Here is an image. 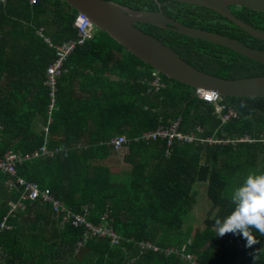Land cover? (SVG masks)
<instances>
[{"label": "trees", "instance_id": "obj_1", "mask_svg": "<svg viewBox=\"0 0 264 264\" xmlns=\"http://www.w3.org/2000/svg\"><path fill=\"white\" fill-rule=\"evenodd\" d=\"M106 1L148 11L158 10L160 3L164 14L179 23L264 50V40L204 7L166 0ZM230 9L264 30V13ZM77 14L61 0L0 2V158L9 151L29 155L43 145L59 149L52 157L25 160L17 175L48 191L66 210L84 214L82 207H90L87 220L109 227L118 238L112 242L95 234L84 239V226L64 221L65 212L57 214L49 201H23L24 185L0 173V225L11 202L22 195L25 204L6 219L9 229L0 226V264H190L174 252L164 255L165 248L190 253L199 264H253L252 253L264 247V236L254 232L259 243L245 247L242 234L216 236L215 220L233 210V187L250 172H264V98L221 97L227 109L217 112L194 87L156 72L97 28L65 59L49 121L50 89L44 81L55 49L45 39L55 45L75 39ZM136 25L198 69L225 78L264 75V63L228 47L149 23ZM153 72L164 83L157 91ZM72 81L80 84L78 91ZM228 110L236 115L224 120ZM174 121L177 132L196 139L173 140L167 150L165 138H141ZM116 136L127 140L120 150L109 144ZM110 160L125 169L114 172ZM202 190L207 212L198 219L193 209ZM141 241L159 250L141 249ZM256 264H264V254Z\"/></svg>", "mask_w": 264, "mask_h": 264}, {"label": "water", "instance_id": "obj_2", "mask_svg": "<svg viewBox=\"0 0 264 264\" xmlns=\"http://www.w3.org/2000/svg\"><path fill=\"white\" fill-rule=\"evenodd\" d=\"M78 13L88 15L95 26L137 56L156 72L180 83L194 87L197 92L215 91L221 97L264 98V75L241 78H225L198 69L178 56L169 46L145 32L136 23H149L180 34L207 40L228 47L241 55L264 63V50L249 46L229 35L188 26L164 14L162 5L158 10H135L106 0H61ZM213 10L243 29L249 35L264 40V30L254 28L230 9L231 6L246 7L264 13V0H166ZM157 2V0H156Z\"/></svg>", "mask_w": 264, "mask_h": 264}, {"label": "built area", "instance_id": "obj_3", "mask_svg": "<svg viewBox=\"0 0 264 264\" xmlns=\"http://www.w3.org/2000/svg\"><path fill=\"white\" fill-rule=\"evenodd\" d=\"M6 0H0V2H5ZM33 1V0H31ZM76 28H77V37L75 39H68L60 44H52V42L49 39H45V41L49 45H53L55 49V58L54 60L47 66L46 68V78L44 83L49 87L50 93H49V99L50 104L48 106V116L50 121V114L52 113V110L55 107V91H56V82L58 77L66 70L64 67V61L67 58V56L73 51V49L78 44H84L86 41L92 39L96 32L97 27L92 22L91 18L84 14V13H78L75 22H74ZM42 33L39 32V35ZM154 77L151 80V85L154 87V90H160L161 87L164 86V83L161 81V78L157 75V73H154ZM198 94L201 99L208 103L215 104L217 107V112H222L223 110H226L225 105H221V96L215 92V91H202L199 90ZM235 112L233 110H228L227 114L223 117L224 120H229L231 117L235 116ZM177 121L171 122V124L166 127L162 128L159 127L154 132H147L142 135L143 140H152L156 138H165L166 140V147L167 150L173 140H177L181 143H192L196 138L194 135H186V134H180L176 131L177 127ZM44 131L47 132V129L44 128ZM243 141H250L246 137L242 139ZM210 142L217 143L216 141L209 140ZM127 142L126 138L124 136H116L112 138L109 142L111 147L114 150H120L123 148V145ZM166 150V151H167ZM59 151V149L50 150L46 148L45 145L41 146L37 151L32 152L29 155H20L17 153H14L12 151L7 152L3 158H0V173L9 174L11 177H15L16 181L21 185H24V191L25 194L23 196L24 199L34 200L41 198L42 201L51 202V206L53 211L60 213L65 212V215L63 217L64 221L69 222L73 227L75 226H84L86 231L84 234V239L89 238L92 235L98 234V235H106L108 236L112 242H116L117 235L111 230L109 227H99L95 226L94 224L90 223L87 220V215H89L90 208L88 206H85L82 208V213L84 214H76L71 212L70 210L64 209L60 203L53 199L52 196L48 193V191L41 192L38 189V186L33 182H26L24 178L17 175V166L21 163H23L25 160H29L31 158H43V157H52L54 154H56ZM23 203L20 202L18 204H13L11 206L10 213L13 214L18 209H23ZM9 216V215H8ZM8 217H6L7 219ZM6 219L1 223V228L9 229L10 227L6 223ZM140 248H146V249H152L154 251L158 250L159 247L155 244H152L150 241H141L138 243ZM164 252H175L177 254L178 250H173L172 248H165ZM180 258L184 259L185 261H190V264H199L198 261L193 259L192 254L190 253H180Z\"/></svg>", "mask_w": 264, "mask_h": 264}, {"label": "clouds", "instance_id": "obj_4", "mask_svg": "<svg viewBox=\"0 0 264 264\" xmlns=\"http://www.w3.org/2000/svg\"><path fill=\"white\" fill-rule=\"evenodd\" d=\"M230 201L233 205L230 214L215 220L216 236L242 234L247 241L245 247L259 243L254 232L264 236V172L248 173L242 183L231 189ZM261 254H264V247L252 253L253 264Z\"/></svg>", "mask_w": 264, "mask_h": 264}, {"label": "crops", "instance_id": "obj_5", "mask_svg": "<svg viewBox=\"0 0 264 264\" xmlns=\"http://www.w3.org/2000/svg\"><path fill=\"white\" fill-rule=\"evenodd\" d=\"M111 78H113V79H116V78H118L116 75H111ZM80 80H82V81H85V78H81ZM75 81H72V84L74 83ZM74 90L75 91H78V89H79V87H80V84L79 83H74ZM67 149V148H66ZM7 154V153H6ZM5 156V155H4ZM113 165V171L114 172H116V170L119 172L120 171V169H121V164H119V163H117V162H114V161H109L108 162V165ZM119 175H120V173H119ZM16 183V185H20L17 181H15ZM11 185H13L14 186V184L11 182ZM22 196V195H21ZM21 196H20V198H19V200H17L16 202H11L10 203V205H9V210H8V213H7V217L9 218V217H14V216H16V214H18L19 212H22L23 210H24V208L23 209H18L16 212H14L13 214H11L10 213V210H11V206L13 205V204H18V203H20V202H22L23 203V201L24 200H29V199H24L23 201H21ZM53 198V197H52ZM54 199V198H53ZM56 200V199H55ZM29 201H31V200H29ZM43 202V201H42ZM23 207H25V204L23 203ZM51 208H52V206H51ZM82 208H84V207H82ZM90 208V207H89ZM53 210V209H52ZM92 213V210L90 209V211H89V215ZM9 215V216H8ZM104 217L106 216V215H103ZM104 217H102V219L104 218ZM1 226V225H0ZM88 239V238H87ZM77 244L78 245H82V244H84V243H82V242H77ZM157 245V244H156ZM158 247H159V245H157ZM137 247V246H136ZM159 250V249H158ZM154 251V250H153ZM157 251V250H156ZM170 253H172V252H164V249H163V254L164 255H169ZM174 254H176L177 256H179L180 257V255L179 254H177V253H175L174 252Z\"/></svg>", "mask_w": 264, "mask_h": 264}, {"label": "rangeland", "instance_id": "obj_6", "mask_svg": "<svg viewBox=\"0 0 264 264\" xmlns=\"http://www.w3.org/2000/svg\"><path fill=\"white\" fill-rule=\"evenodd\" d=\"M217 107L218 106H216V110H217ZM119 152H121V151H119ZM120 164H121V162H120ZM121 168H122L121 170L125 169L122 167V165H121ZM202 193H203V190L199 192L201 200L198 202V204H196L195 209H193V214H194L193 216H195V218H198V219L203 217L205 215V212H207L206 207H207L208 201H207V199L204 200V198L201 196ZM201 220L202 221L200 222V225L204 226L203 218Z\"/></svg>", "mask_w": 264, "mask_h": 264}]
</instances>
